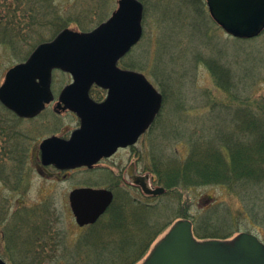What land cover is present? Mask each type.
I'll list each match as a JSON object with an SVG mask.
<instances>
[{
  "label": "rangeland",
  "instance_id": "rangeland-1",
  "mask_svg": "<svg viewBox=\"0 0 264 264\" xmlns=\"http://www.w3.org/2000/svg\"><path fill=\"white\" fill-rule=\"evenodd\" d=\"M106 1L107 4L103 6V19H107L118 7V0ZM143 1L141 37L132 50L120 60L119 66L128 69L131 66L132 70L143 73L158 94L164 93L162 110L169 114L165 137L156 130L141 137L135 146L117 149L111 155L99 159L92 167L60 170L41 164L39 146L49 137L68 138L71 131L78 127V119L73 114L64 112L57 117L54 112L55 103L59 101L56 100L57 95L64 85L71 82L70 75L60 70L52 73L51 84L55 101L46 106L44 112L35 119H19L15 122L11 120L12 115L7 114L0 105V121L5 124V120L10 118L8 122L13 128V134L15 133L12 136L28 151L23 179L17 190L6 192L0 184V191L9 196L6 203L9 207L8 216L0 220V258L8 264H54L62 248H72L84 239V236L88 237L90 227H79L71 212L68 196L72 190L91 187L114 191L115 183H118L120 188H125L132 196L138 197L139 194H144L134 185L136 177L143 178L150 188L158 187L152 175L143 170L144 163L148 162L147 155L154 145H165L169 150L176 147L181 157L185 156L187 146L178 137L179 132L195 122L204 120L215 104V114H228L220 109L225 105H234L227 94L215 87L204 63L206 58L221 55L232 61L236 60L237 56L257 60L256 73L259 75L252 88L255 94L253 100H257L258 96L264 93V42L261 39L237 40L229 37L212 21L205 0ZM85 2L53 0L49 4L51 6L48 7L50 11L47 17H58L67 29L77 31L75 23L78 7L86 5ZM94 2L95 0L92 4ZM7 6L14 8L16 0H0V19L4 18ZM23 16L24 14H17L15 19ZM15 19H3L0 27H3L6 21L14 22ZM86 19H93L92 14ZM31 34L32 38H29L20 50L26 52L28 41L37 35L48 36L43 40L51 37L46 29L33 31ZM16 63L13 52L0 44V85L8 69ZM160 106L159 102L148 122L155 117ZM178 191L179 193L164 198L168 199L169 203L174 201L172 207L178 209V212L195 215L205 210L208 205H228L235 225L231 226L229 231L238 230L232 237L247 232L264 242V229L251 225L242 216L239 199L225 186L207 185L180 188ZM171 198L173 200L170 201ZM23 212L37 214L33 217L35 223L18 227L15 233L10 231L9 227L15 226L13 214L22 215ZM166 217L167 213L164 212L162 220ZM180 219L176 217V220ZM176 220L172 219L166 230ZM221 224L222 222H215L216 227L223 232L225 230L220 227ZM166 230L149 245L150 249L134 264L144 261Z\"/></svg>",
  "mask_w": 264,
  "mask_h": 264
},
{
  "label": "trees",
  "instance_id": "trees-1",
  "mask_svg": "<svg viewBox=\"0 0 264 264\" xmlns=\"http://www.w3.org/2000/svg\"><path fill=\"white\" fill-rule=\"evenodd\" d=\"M52 1L16 0L14 8H5L4 18L0 19V23H3V19H15V15L24 14L14 22L6 21L5 25L0 27V44L13 52L17 63L26 61L38 44L50 41L67 29L66 25H62L60 18L47 17ZM84 1L86 5L78 7L75 25L77 31L89 33L106 22L111 15L103 19L106 0H95L93 4V0ZM138 1L144 5L143 0ZM91 14L95 20L86 19ZM44 29L51 35L48 40H43L48 36L37 35L28 41L26 52L20 50V47L32 38L33 31ZM257 38L264 42V32ZM204 63L215 87L227 94L234 103L220 109L228 114H215V104L204 120L195 122L179 132L178 137L187 146L185 156L181 157L176 147L169 150L165 145H154L147 155L148 162L144 163L143 170L149 172L155 184L163 187L166 193L159 196L139 194L134 197L127 189L120 188L118 183H115L114 191L112 190L114 200L105 215L95 225L90 226L88 237L84 236V239L72 248H62L54 264H134L145 255L150 249L149 245L167 229L172 219L176 220V217L189 219L194 237L199 240H227L238 231H229L231 226L235 225L230 207L225 204L208 205L205 210L195 215L178 212V209L172 207L175 202L171 204L164 198L179 193L180 188L225 186L239 199L242 216L251 225L264 229V93L258 96L257 100H253L255 94L252 92L254 80L259 75L256 73L258 62L239 56L232 61L227 59V56L218 55L206 58ZM122 69L132 70L131 66L129 69ZM50 90L55 99L52 84ZM160 93L161 109L140 138L156 130L165 137L169 114L162 110L164 93ZM105 94L106 91L100 87L93 86L90 89V97L96 102L102 101ZM0 105L7 114L12 115L11 120L15 122L19 119H35L45 110L33 117L22 118L1 103ZM58 114L60 113H55V116L58 117ZM5 121V124L0 121V184L4 191L11 193L16 191L22 182L28 151L12 136L15 133L13 134V128L8 122L10 118ZM7 195L0 191V220L8 216ZM164 212L167 217L162 220ZM35 215L37 214L14 213L15 226L9 227L10 231L15 233L18 227L35 223ZM216 221L222 222L220 227L225 231L222 232L216 227Z\"/></svg>",
  "mask_w": 264,
  "mask_h": 264
},
{
  "label": "water",
  "instance_id": "water-1",
  "mask_svg": "<svg viewBox=\"0 0 264 264\" xmlns=\"http://www.w3.org/2000/svg\"><path fill=\"white\" fill-rule=\"evenodd\" d=\"M213 21L228 35L251 39L264 31V0H205ZM142 4L118 0L112 17L90 33L65 30L52 41L38 45L28 60L8 70L0 86V102L21 117L37 114L52 100V69L68 72L72 82L60 94L57 111L72 110L79 128L68 139L52 137L39 146L43 166L58 169L91 166L116 149L132 145L148 126L160 102L159 94L140 73L117 68L120 57L138 42ZM107 90L96 103L89 89ZM135 185L146 195L164 193L149 188L136 177ZM69 206L78 226L92 225L113 201L107 189L76 188ZM0 264H8L0 259ZM141 264H264V243L242 232L231 240H197L189 220L174 222Z\"/></svg>",
  "mask_w": 264,
  "mask_h": 264
}]
</instances>
